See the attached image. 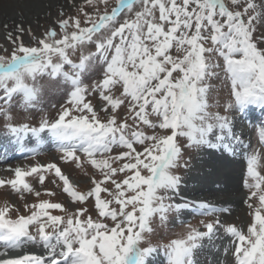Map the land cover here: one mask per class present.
<instances>
[{
  "label": "snow or ice",
  "instance_id": "snow-or-ice-1",
  "mask_svg": "<svg viewBox=\"0 0 264 264\" xmlns=\"http://www.w3.org/2000/svg\"><path fill=\"white\" fill-rule=\"evenodd\" d=\"M57 25L39 38L27 29L28 44L23 26L2 25L10 47L0 44V116L18 143L46 132L61 160L95 171L89 190L79 191L56 163L10 168L0 187L39 198L27 178L35 174L43 184L44 173H54L70 204L38 199L24 204L26 214L0 207V264H149L158 252L165 264H199L220 224L217 213L227 209L199 203L202 216L217 218L200 221L203 231L188 224L163 244L152 243V224L191 203L173 202L178 170L188 167L180 138L188 149L235 152L243 142L231 116L250 106L264 110V0H82ZM93 65L100 74L85 84ZM220 72L230 82L224 115L209 103L210 81ZM44 77L69 86L65 104L38 126L13 124L12 102L19 96L25 109L34 108ZM89 96L99 97V107ZM258 137L264 148V125ZM262 160L259 150L247 157L250 224L225 229L234 264H264ZM27 245L43 251L26 252Z\"/></svg>",
  "mask_w": 264,
  "mask_h": 264
},
{
  "label": "rangeland",
  "instance_id": "rangeland-1",
  "mask_svg": "<svg viewBox=\"0 0 264 264\" xmlns=\"http://www.w3.org/2000/svg\"><path fill=\"white\" fill-rule=\"evenodd\" d=\"M23 1L24 0H0V44L4 45L5 47L10 46L4 40V36L6 34L5 30L2 27L4 23H7L9 25V30L14 29L16 24H20L21 26H23V28L26 30L23 34V39L24 42L28 44L29 42H31L32 37L29 36V34L27 33V29L30 28L32 34L35 37L39 38L47 29L52 27L58 28L57 20L61 18V12H63L64 18H67L68 16H74L77 13V6L82 3V0H40V2L42 3V8L37 10L30 8L31 13H29V15H27L26 17L23 13V9L19 5L14 7L11 6L12 2H17L20 4ZM7 6L11 8L13 15L6 13L7 8L5 7ZM91 50L94 49L90 47L85 48L84 54L86 55L88 51ZM78 57L79 53H77L76 56L73 57V59L78 60ZM99 74L100 68L97 65H93L89 69V71L84 74L83 82L85 84H91L94 80L98 78ZM210 84L212 85L211 94L209 98V103L210 105H212L210 111H218L221 113V115H224V105L229 100L230 82L226 81L223 72H220L219 78H213L210 81ZM39 85L42 86L41 93L38 102L36 103L34 108L25 109L23 106L22 97L19 96L16 97V99L12 102L11 109L13 116V124L29 123L32 126H38L42 118H47L49 120L54 119L57 113L59 112L61 105L65 104L68 98V85H65L62 81L60 83H56L55 81L49 80L47 77L41 79L39 81ZM87 98L91 100L94 106L99 107L101 102L98 96H89ZM250 113L247 112L246 115L251 116L252 114H254L257 117V122L255 120H250L247 118L249 120L248 123L245 118L246 116L241 113H236L231 116L233 124L240 126L243 125L242 127L245 128L244 135H241L242 133H239V136L241 137L243 143L242 145H234L235 152L224 151L223 149H214L213 151L212 149L207 148H202L199 150L188 149L184 147L186 141L183 138H180V144L183 148V160L188 161V167L187 169L181 168L178 170V174L182 176V184L180 194L173 201L174 203L190 202L182 199V195H184V190L182 192V185L186 177L193 171L194 165L201 162V159L198 158L200 157V155L202 156L203 153L209 155L211 154L210 157L213 155V160L215 163H221L222 165H224L223 171L231 169V167L227 165L228 163H231L232 160L237 162V166L234 168L235 171L233 173V176L235 178V181L237 183H240V191L242 193L243 198L237 199V201L233 203L235 205L233 207L236 210L235 213L228 212L230 214L229 216H224V214L223 216H221V212L217 213V216L220 220V224L216 228L215 235L225 239V249L223 251L224 254L222 252V255L225 256L224 259H226L227 261L226 264H234V258L231 255V249L233 247L231 242L232 237L226 233V227L229 225H235L238 229L246 231L247 226L251 222V216L249 214L251 210L248 208L249 189L245 186L248 154L252 153L254 150H259L262 156H264V148L261 147L258 137V129L261 125H264V110L260 109L259 112H252L251 115ZM253 124H256L255 129L253 128ZM5 130L6 127L4 125L3 117L0 116V132L4 131V133H7L5 132ZM33 138L35 137L28 136L25 137L24 140L28 141ZM204 151H206L207 153ZM61 155L62 154L56 149H47L43 152L41 156L37 155L34 159H28L27 161H25V163L21 165L16 164L14 165V168L17 166L26 168L38 164L46 165L48 163H56L61 168L62 172L68 175L70 182L77 188V190H89L91 186L90 176L95 170L92 169V167L88 164H85L83 167L78 168L71 161L65 162L61 160ZM78 155L81 156L82 160L84 159L82 153H78ZM261 162L264 163V160H262ZM260 171L262 174H264V167H262ZM44 175L46 176V179L43 184L38 183V177L35 174L27 178V181L33 186L34 190L41 192V196L39 198H37L33 193L21 194L14 192L8 186L0 187V207L9 205L13 208H19L21 213L26 214L23 207L24 204L36 203L38 199L50 200L52 202H61L68 206L70 204V198L67 196L66 193L63 192L62 181H59V179L54 176V173H44ZM11 177V172L7 174H0V179H8ZM53 180H55V183H53ZM196 185L197 187H199V183L195 182V186ZM212 185L216 190H220V188L224 189L225 187L224 183L220 184L219 182H213ZM46 190L54 192L55 195H46ZM219 192L220 191H218L217 195L215 196L220 197L224 195L222 194V191L220 193ZM233 193L232 195H235V191ZM21 196H23V198H21ZM180 196L182 198H180ZM212 200L207 199L204 202H209L208 204L212 205L213 207L225 208L224 206L214 204L215 202ZM252 202L255 203L256 201L253 200ZM190 206L197 205L191 202ZM189 207L182 208L178 212H170L168 214L167 221L164 223H161L158 218L155 219L152 224V227L154 229V233L151 237L152 243H167L170 239L176 238L178 235L182 234L188 224L198 227L200 228V230L203 231L204 229L200 221H209L217 218V216L205 217L202 216L200 212L196 213L193 211H188ZM53 214L59 213L54 211ZM11 215L14 218L17 213L15 211H12ZM208 242L209 241L207 240L204 242L205 247L199 252L197 256L199 264H203V261L201 262L203 257L204 259L207 258L209 260L208 264H217V258L220 255L218 245L213 246L210 242ZM36 247L38 248L39 246ZM226 249L228 250L227 252L225 251ZM149 264H165V258L163 256V253L158 252L157 254H155L150 260Z\"/></svg>",
  "mask_w": 264,
  "mask_h": 264
},
{
  "label": "bare ground",
  "instance_id": "bare-ground-1",
  "mask_svg": "<svg viewBox=\"0 0 264 264\" xmlns=\"http://www.w3.org/2000/svg\"><path fill=\"white\" fill-rule=\"evenodd\" d=\"M19 5L23 9L24 15L27 17L29 13H31L30 8L32 9H41L42 3L40 0H24L22 3L12 2L11 6H17ZM7 8L6 13L13 15V12L9 6L5 7ZM18 16V15H17ZM261 108L250 106L245 112L241 113L246 116L247 112H255L260 111ZM250 113V115H251ZM250 120H256V117L254 114H252ZM247 122L249 121L247 117H245ZM257 122V120H256ZM249 123V122H248ZM18 125V124H17ZM243 126V125H242ZM240 125L233 124V129L236 135H240L239 133H242L241 135H244L245 128ZM3 128V127H2ZM253 128H256V124H253ZM243 131V132H242ZM0 132V174L9 173L10 168H14V165L16 164H23L27 159L34 158L36 154L42 155L44 151L47 149H50L52 147H55L54 145H58L50 136L48 133L41 134L40 138H33L30 140H23L22 142L18 143L8 131L7 129ZM246 142V140H245ZM25 147V149H28L27 153L17 154L15 151H17L20 148ZM214 149H212L213 151ZM206 152V151H204ZM207 153V152H206ZM209 153V152H208ZM231 154V153H230ZM229 154V155H230ZM234 154V153H233ZM200 155V154H199ZM211 155V154H210ZM209 154L203 153L202 156L198 159H201V162L198 164H195L193 167V171L186 177V179L183 182L182 185V192L184 190V195L180 198L184 200L192 201L194 204L198 205L201 202H204L207 199H210L214 201L216 205L224 206L227 209L226 212H221L223 216L230 215L228 212L235 213L236 210L233 208L235 205L234 202L237 201V199L243 198L242 193L240 191V183H237L234 178V168L237 166L236 161H231V163H228L227 166L231 167V169L224 170V165L221 163H215L214 162V156L210 157ZM216 155V154H215ZM236 157V156H235ZM241 159V158H240ZM237 159V160H240ZM199 161V160H198ZM211 170V171H210ZM195 182L199 183V187L197 185L195 186ZM213 182H219L224 183L225 187L224 189L220 188V190H216L212 183ZM39 183V182H38ZM222 186V185H221ZM219 188V187H218ZM218 191H222L224 194L223 196L217 197ZM235 191V195H232V193ZM219 192V193H220ZM234 194V193H233ZM213 197V198H211ZM208 202V201H207ZM209 203V202H208ZM213 204V203H212ZM230 205V206H229ZM194 209V208H193ZM228 213V214H227ZM228 218V217H227ZM223 238H220L218 236H214L213 240L210 242L211 245H218L220 255L217 258V264H226L227 261L224 255H222V252L225 249V243ZM209 243V242H208ZM32 246L27 245L26 252H42V248H30ZM217 248V249H218ZM216 249V250H217ZM0 250H2V246H0ZM215 251V250H214ZM213 251V252H214ZM216 253V252H215ZM224 254V252H223ZM218 256V255H217ZM209 257V256H208ZM210 258V257H209ZM204 257L202 258L201 262L203 261V264H208L209 260ZM200 261V260H199ZM216 261V260H215Z\"/></svg>",
  "mask_w": 264,
  "mask_h": 264
}]
</instances>
